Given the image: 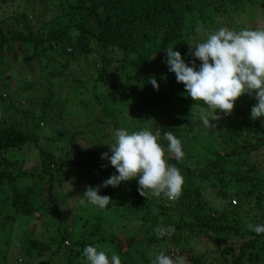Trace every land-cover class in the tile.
<instances>
[{
  "label": "trees",
  "instance_id": "16d2710c",
  "mask_svg": "<svg viewBox=\"0 0 264 264\" xmlns=\"http://www.w3.org/2000/svg\"><path fill=\"white\" fill-rule=\"evenodd\" d=\"M15 1L0 0V80L10 77L9 72L14 63L18 61L19 56L14 51L13 45L21 43L25 46H32L33 55L26 59L33 62L41 57L40 50L42 46L47 50L49 48L55 49L59 46L60 39L70 36L71 29L77 33L72 47L77 53L99 56L100 66L97 82L110 87L119 83L123 75H133L140 78L146 74V69L159 67L161 70H168L165 63L166 49L176 50L175 46H179L176 51L182 54V58L190 66L195 58L191 54L192 50L189 44L194 46L193 41L199 40L197 28L203 30L202 32L207 29H215L220 10L230 8L236 12L239 5L256 0H207L202 7L192 2V0H23L24 3L16 10H13L10 14H5L6 8L10 7ZM38 4H41L40 14L42 13L45 18L48 16L50 8L53 7L56 12L55 20L66 18L68 24L66 26L59 24L58 29L47 30V37L40 35L41 31L46 29V26L43 25V15L38 16L39 18L37 17L36 21L29 19L30 13H38L39 9L36 7ZM22 6L24 10L21 9ZM38 26H40L39 31L37 30ZM91 45L98 48H92ZM60 58L64 62V66L68 67L70 65L69 56L66 53H61ZM195 63L199 66L200 61L195 60ZM157 83L159 91H155L157 89L154 87L152 91H143L144 96L141 102L131 109L130 116H132L133 122L125 124L126 117L122 119L124 128L129 131H138L147 127L153 132L159 131L160 136L163 137L165 131H172L177 135V129L188 123L190 133H195V135L209 133L213 135L215 139L213 143L218 146L216 143L220 142L215 158L203 168L201 174L194 170L192 173L187 171V175L204 181L211 180L221 185V190L218 191L221 196L224 195L222 189L226 190L225 192L231 191L228 188L232 181L236 180L239 184L247 186L248 190L236 192L234 198L228 201L227 207L231 210L236 209L235 206L238 205L237 200L240 195L249 199L251 198L249 195L252 196L253 191L254 193L258 191V197L263 198L264 178L261 181L254 182V175L258 171L255 166L249 167L246 160V157L264 148V144L258 139L255 142L253 140L254 129L261 130L264 133V125L261 124L260 118L256 120L250 118L251 108L256 103L254 95L250 97L249 102L245 105H241L245 100H241V97L238 98L232 113L227 115L228 119L225 118L224 113L218 114L219 119L211 122L215 127L206 128L198 117L199 109L197 105L202 104V101L195 102L192 99H186L185 106H182L185 109L184 112L174 117L169 114L164 117L165 119L156 117L155 111L160 109L168 111L169 107L181 112L182 108L177 109L173 106L175 103L172 105L166 100L171 97L178 98L175 93L170 91V88H184L183 84L176 81L174 73L166 79L158 78ZM148 84L151 85V83ZM27 88L31 89V87ZM164 90L166 91L164 92ZM191 107L192 112L189 115L188 109ZM52 113H55V111L51 108L43 111L39 116L52 120ZM107 114L113 115L114 126L116 129L119 128L118 118L113 111L108 109ZM30 117L34 121L38 120L36 113L31 114ZM100 122L98 120L97 125ZM240 122L243 129H246L245 133L236 126ZM237 137H243V141L237 140ZM65 138L69 139L70 145L74 144L73 147H68L70 152H68L67 158L63 161L58 160L53 152H44L41 165L38 166L44 172L43 177H50L49 187L39 181L19 187L20 175L4 167V162L0 159V188H12V205L16 217H36L50 205L59 208L58 198L66 200L69 193L62 192L56 199L54 185L66 169H68V174L72 172V175H68L63 179V182H67L66 186L71 185L76 180L72 188L101 186L99 194L107 195L112 205H132L136 207L142 204L144 196L139 194L136 180L122 182L115 188L112 186L104 188L102 186L103 181L118 173L108 160L101 158L103 153H108L110 156L111 151L104 147L101 149L95 147L100 142V133L96 134L92 131L89 134L87 131L59 132L56 137L49 140L58 143ZM39 141L40 139H38L36 133L24 134L15 127L8 128L4 123H0V155L13 150H24L33 144L37 145V148L42 151L38 145ZM161 142L166 146L167 141L162 140ZM186 144L188 143L183 142L184 154ZM241 144H244L245 147H241ZM168 163L176 167L182 166L181 161H177L176 158L168 160ZM51 166L56 167V172L52 171ZM245 166H247L246 169H244ZM74 173L76 177H74ZM60 182L62 183V180ZM66 186L64 187L66 188ZM37 189H39V192ZM44 191L48 192L45 202L41 200ZM192 199L195 202L191 199L177 198L171 204V209L179 206H184L189 211L191 209L188 215L189 220L185 219L178 224L171 225L175 227V232L171 235L159 237L155 232L150 239L146 238V234L149 236L152 230L157 229V221H151L149 217H145L147 224L142 231L145 232V235L142 233L139 238L140 244L136 242V245L146 246V251L151 248L156 249V251H164L162 248L167 247L169 254L182 256L185 247L182 244L184 239L181 235L186 229H190L193 236L200 233L216 236L231 232L240 235V229L237 226H220L218 225L219 217L206 213V207L201 200L199 191H194ZM167 212L165 210L163 214L166 215ZM57 216L62 225V218L58 214ZM89 222L88 220L87 223ZM100 229L97 228L91 234L95 240H90L87 243L88 241L84 239L77 245L82 250L89 244L107 248L109 251L110 247L108 248L106 245L107 233H103V229L101 231ZM68 230L63 227L62 242L68 239ZM97 232L101 233L102 236L96 235ZM248 234H253L255 238L245 241L237 254L232 249L233 254L231 257L223 256L224 260L215 262L217 264H246V260L249 259L248 264H264V234L256 235L252 232H248ZM242 237L245 238V235L243 234ZM112 241L115 243V240ZM29 242L31 243V246L27 247L29 258L35 256L34 252H36V255L38 254L37 256H40L42 252L51 251L50 243H47L44 235L40 233L29 239ZM64 251L58 249L56 252H52L51 256L64 258L68 254ZM71 251L68 249V252L76 255ZM145 254L144 251L133 248L119 253L122 262L125 264H150L151 260H147ZM65 260L66 264H72L70 259L65 258ZM185 264H205V261L203 256L192 255L185 260Z\"/></svg>",
  "mask_w": 264,
  "mask_h": 264
},
{
  "label": "rangeland",
  "instance_id": "374dc122",
  "mask_svg": "<svg viewBox=\"0 0 264 264\" xmlns=\"http://www.w3.org/2000/svg\"><path fill=\"white\" fill-rule=\"evenodd\" d=\"M192 2L202 7L207 0H192ZM23 3V0H16L10 7L6 8L5 14H10ZM36 7L39 9V11L37 10L38 13L29 14V19L32 21H36L38 16L43 15L40 14L41 4L36 5ZM21 9L24 10V7L22 6ZM55 13V8L52 7L46 18L43 15V25L46 26V29L41 31L40 35L47 37V30H56L59 24L62 26L68 24L66 18L55 20ZM216 25L215 29L198 32L199 40H202L205 34L211 33L222 26L234 30L245 27L264 28V0L246 2L239 5L236 12L230 8L220 10ZM39 27H37L38 31ZM76 36L77 33L70 29V36L60 39L59 46L55 49L49 48L47 50L42 46L40 50L41 57L33 62L26 59L33 55L32 46H25L21 43L13 45V49L17 52L19 58L9 72L10 77L0 80V123H4L8 128L15 127L24 134L36 133V136L40 139L38 145L42 149L40 151L37 148L38 146L33 144L24 150H13L0 155L4 167L20 175L19 187L34 184L36 181L49 187L50 177H43L42 168H38L41 165L43 153L53 152L58 160L63 161L70 152L68 147L74 146V144H69L68 138L58 143L49 140L56 137L59 132L87 131L89 134L92 131L96 134L100 133V142L95 147L97 149L104 147L110 151L107 144L114 143L113 131L116 128L114 120H112L113 115L107 114L108 109L112 110L114 115L117 116L118 124H120L119 128H124L122 119L126 117L125 124L133 122L130 111L141 102L144 96L143 91L153 90V86L148 84L151 77H155L157 80L160 77L166 79L173 74L168 70L155 67L146 69V74L140 78L133 75H123L119 83L107 87L103 83L97 82L100 66L99 56L77 53L72 47ZM91 47L98 48L95 45H91ZM175 49L178 50L179 46H175ZM61 53H66L69 56L70 65L68 67L64 66V62L61 61ZM27 87H31V89ZM160 87L162 88V86ZM170 91L175 93L179 99L171 97L166 101L172 103V105L175 103L173 106L177 109L182 108V110L179 112V110L171 107L168 108V111L164 109L157 110L155 114L159 119H165L164 117L169 114L174 117L184 112L185 109L182 107L185 106L184 102L186 99H191L187 96L185 88L172 87ZM250 97L248 94L242 95L241 100H245V102H242L241 105L249 102ZM51 108L55 111V113H52V120L39 116L40 113ZM188 110L190 115L192 107ZM35 113L38 115L36 121L30 117L31 114ZM221 113L217 110V115ZM225 118L228 119L227 115ZM98 120L101 122L97 125ZM260 122L264 125V117L260 118ZM236 126L241 128L243 133L246 132L241 122L237 123ZM189 128L188 123H185L184 126L177 129V136L182 139V142L188 143L185 146V154L180 159L182 166L177 167L180 168L185 178L179 198L191 199L195 202L192 199L193 193L199 191L201 200L206 207V213L219 217L218 225L220 226H237L240 229V235L231 232L216 236L205 233L193 236L192 231L186 229L181 235L184 239L182 244L185 247L182 257L187 260L192 255L203 256L205 264H217L218 260H224L223 256L231 257L233 254L232 249L237 254L245 241L255 238L253 234H248V232H252L249 230L248 224H264V197H258V191H255V193L253 191V195H249L251 197L249 199L240 195L237 200L238 205L235 206L236 209L231 210L227 207L228 201L234 198L236 192L248 190L247 186L239 184L236 180L232 181L228 188L231 191L225 192L226 190L222 189L224 195L221 196L218 194L221 185L211 180L204 181L187 175V171L192 173L194 170L201 174L203 168L215 158L220 143L217 142L218 146H216L213 143L215 141L213 135L209 133L195 135V133H190ZM253 134L254 142L258 139L264 144V133L261 130L254 129ZM237 138V140L243 141V137ZM241 147L244 148L245 145L241 144ZM166 159L168 161L175 159V157L166 153ZM246 160L249 167L255 166L258 171L254 175L253 181H261L264 178V148L259 152L252 153L246 157ZM52 166V171L56 172V167ZM246 168L247 166L244 167V169ZM71 173L68 174V169L64 170V173H61L60 178L57 179V183L55 182L54 185L56 199L62 192H68V198L63 200L59 197V208L50 205L36 217H16L12 205V188H0V264H66L65 258L70 259L72 264H84L81 255L82 249L77 243L84 239L88 241L87 243L90 240H95L91 234L97 228H101L103 233H107L106 245L108 248L110 247V250L99 248L108 252L109 255L113 253L119 255V253L133 248L144 251L146 259L152 260L157 253L156 249L151 248L146 251V246L136 245V242L140 244L139 238L142 233L145 235V232H142L147 224L145 217H149L151 221H157V228L178 224L185 219H190L188 215L191 209L189 211L184 206L171 209V204L176 199L169 200L163 195L160 197L146 195L142 204L136 207L109 204L106 208L100 209L87 203H81L79 198L83 197L87 187L72 188L76 180L71 185L66 186L67 182H63V179L68 175H72ZM74 177H76L75 173ZM37 190L39 192V189ZM47 197L48 192L44 191L41 200L45 202ZM165 210L168 211L166 215L163 214ZM57 214L62 218H60L63 221L62 225ZM88 220L89 223H87ZM63 227L69 229L67 231L68 239L64 242L61 240ZM155 232V230H152L149 236L145 235L146 238L150 239ZM39 233L44 235L47 243H50L51 251L42 252L40 256H37L38 254L36 255V252H34L35 256L29 258L27 255V247L31 246L29 239ZM243 234L245 238L242 237ZM96 235L102 236L101 233ZM112 240H115V243ZM58 249L60 251L65 250L64 252L68 253L66 254L67 257L64 256L62 259L59 256L58 258L57 256H51L52 252H56ZM68 249L76 255H80H73L68 252ZM162 249L166 254H169L167 247ZM248 260H246V264L249 263ZM121 264L125 263L121 260Z\"/></svg>",
  "mask_w": 264,
  "mask_h": 264
},
{
  "label": "clouds",
  "instance_id": "9594fccd",
  "mask_svg": "<svg viewBox=\"0 0 264 264\" xmlns=\"http://www.w3.org/2000/svg\"><path fill=\"white\" fill-rule=\"evenodd\" d=\"M200 31L198 27L197 32ZM193 44H189L191 54L200 61L199 66L195 60L189 66L182 54L172 48L166 49L165 63L168 71L175 74L176 81L184 85L187 96L195 102L202 101L197 105L202 125L215 127L211 122L219 119L217 110L230 115L235 102L244 94L254 95L256 101L250 118L264 117V28L234 30L222 26ZM149 83L159 89L155 77ZM113 140L114 143L107 144L111 155L103 153L101 158L108 160L118 174L103 181L104 188L136 180L141 196L179 198L185 178L180 169L168 163L166 153L174 155L177 161L182 159L181 138L172 131H165L161 137L159 131L153 132L147 127L138 131L121 127L113 131ZM162 140L167 141L166 146ZM100 190L101 186L87 187L79 198L81 203L106 208L111 200L107 195H100ZM248 228L256 235L264 234V224H248ZM155 231L159 237H164L174 233L175 227L163 226ZM81 255L84 264H121L119 255H109L97 245H86ZM150 264H185V260L180 255L159 250Z\"/></svg>",
  "mask_w": 264,
  "mask_h": 264
},
{
  "label": "built area",
  "instance_id": "2783aa9c",
  "mask_svg": "<svg viewBox=\"0 0 264 264\" xmlns=\"http://www.w3.org/2000/svg\"><path fill=\"white\" fill-rule=\"evenodd\" d=\"M234 204H236V203L234 202Z\"/></svg>",
  "mask_w": 264,
  "mask_h": 264
}]
</instances>
